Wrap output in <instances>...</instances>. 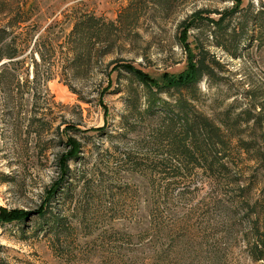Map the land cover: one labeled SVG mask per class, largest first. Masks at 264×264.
I'll return each mask as SVG.
<instances>
[{
	"label": "rangeland",
	"instance_id": "obj_1",
	"mask_svg": "<svg viewBox=\"0 0 264 264\" xmlns=\"http://www.w3.org/2000/svg\"><path fill=\"white\" fill-rule=\"evenodd\" d=\"M135 11L138 20L132 21ZM84 13L114 21L118 36L109 54L103 56L108 48L99 46L82 68L73 60L69 33ZM0 28L23 49L19 73L31 81L8 96L0 88V208L34 210L60 177L59 157L68 140L77 139L83 147L70 161L69 181L96 234L114 215L120 226L140 219L143 179L109 161L117 150L150 153L140 134L119 137L128 81L117 79L114 66L122 59L161 85L188 77L203 48L210 74L197 85L201 112L220 123L229 105L236 112L264 105V0H0ZM39 36L45 38L40 48L50 55L46 64L35 52ZM140 132L145 133L142 127ZM253 165L241 164L245 177ZM190 182L173 209L181 214L197 205L190 214L204 216L215 186L209 187L201 171ZM4 261L60 264L47 241L21 237L16 223L0 226V264Z\"/></svg>",
	"mask_w": 264,
	"mask_h": 264
},
{
	"label": "trees",
	"instance_id": "obj_2",
	"mask_svg": "<svg viewBox=\"0 0 264 264\" xmlns=\"http://www.w3.org/2000/svg\"><path fill=\"white\" fill-rule=\"evenodd\" d=\"M130 18L137 21V11ZM117 36L114 21L80 15L69 33L73 60L84 68L99 54V46L108 48L103 56L109 54ZM44 39L39 36L34 47L46 64L50 55L40 48ZM22 54L15 38L9 39L7 29L0 28V88L7 96L31 82L19 73ZM194 62L188 77L161 85L152 84L145 72L123 59L114 66L117 79L128 81L119 137L140 134L150 151L145 155L120 150L110 153L113 160L109 161L143 179L140 196L144 195V205L137 222L134 219L120 226L116 223L120 218L114 215L112 226H96L101 229L96 234L88 210H82L76 187L69 181L70 161L80 156L83 146L77 139H69L67 152L59 157L60 177L46 188L38 206L34 210L1 207L0 226L16 223L21 237L47 241L60 264L264 263V105L238 112L229 105L218 123L197 104V85L210 74L207 51L200 48ZM35 64L36 80L40 66ZM161 94L167 98L162 99ZM240 162L254 164L248 177ZM200 171L209 178V187L215 186L208 199L211 207L201 217L190 214L197 205L179 214L173 203L186 195L190 181ZM217 209L221 214L213 215Z\"/></svg>",
	"mask_w": 264,
	"mask_h": 264
}]
</instances>
